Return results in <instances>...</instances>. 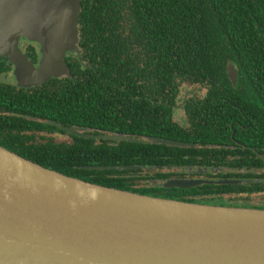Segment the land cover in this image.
I'll return each instance as SVG.
<instances>
[{"label": "trees", "instance_id": "1", "mask_svg": "<svg viewBox=\"0 0 264 264\" xmlns=\"http://www.w3.org/2000/svg\"><path fill=\"white\" fill-rule=\"evenodd\" d=\"M90 15L92 25H96L92 30L93 37L81 41L87 46L82 57L78 40L77 55H74L77 56L75 70L66 63L69 75L62 77L85 72H93L95 76L102 72L97 63L111 66L120 63L115 74L111 71L107 73L110 76L108 81H117L120 86L116 89L120 92V112L128 113L131 107L127 104V90L132 89L131 76L133 72L138 73L137 68L142 67L145 61L152 62L156 64L152 65V75L155 76L156 67V75L163 73L167 79L168 104L164 111L162 108L157 109L163 111L164 118L170 119L176 92H179L178 86L184 81L208 92L207 100L199 103L219 107L213 109L212 113L220 116L205 117L204 124L202 121H192L189 130L172 125L176 129L169 126L162 130L151 129V133H148L150 136L145 139L122 141L115 146L90 141L84 145L77 140L74 146L46 144L32 146L26 152L15 150V153L44 167L86 181L168 198L170 196L154 193L157 187L152 184V180L163 175L153 173L158 166L165 169L189 162L225 167L230 171L225 172L224 177L247 181L238 184H201L191 189L201 195V200H181L205 203L218 199L219 202H213L225 206H246L244 195L250 193V197H257L264 189L257 172L264 168V161L255 157L250 147L264 153V0H92L85 7L83 4L81 7L80 1L77 23L83 24L85 17ZM135 45L148 53L142 60L131 63L128 53ZM228 63H232L237 72L234 85L226 76ZM75 79L79 82L80 77ZM94 79L99 81L97 77ZM73 86L55 81L49 86L52 93L39 98L33 95L31 101L46 112L44 117L56 120L57 114L62 117V121L88 123L90 119L86 117L87 113L95 117L99 112L97 102L92 101L90 106L82 96L75 99L73 95L69 97L66 90ZM182 86L188 87L186 83ZM93 88H97L96 85ZM233 92H248L245 94L247 105L261 107L260 114L251 109L256 117L251 120L253 123L249 127L248 122L242 121L240 117H229L230 113L238 114L239 111L234 109L233 104H244L243 98ZM93 97L96 99V96ZM102 107L111 109L107 105ZM236 120L247 129L237 124ZM118 126L120 130H127L123 119L118 122ZM151 136L182 140L193 146L151 143L148 140ZM232 138L240 143L239 147L232 148ZM84 153L87 157L79 158ZM184 154H189L190 161L181 158ZM208 154L209 159L194 157ZM138 173H141V177ZM137 177L141 179L140 184L133 180Z\"/></svg>", "mask_w": 264, "mask_h": 264}, {"label": "water", "instance_id": "2", "mask_svg": "<svg viewBox=\"0 0 264 264\" xmlns=\"http://www.w3.org/2000/svg\"><path fill=\"white\" fill-rule=\"evenodd\" d=\"M80 1L0 0V55L14 65L21 83L69 75L65 55L78 50ZM20 36L39 44L38 67L18 47ZM226 72L234 85L232 63ZM148 140L193 146L169 138ZM198 183L175 180L166 185L189 188ZM0 264H264V208L104 186L0 145Z\"/></svg>", "mask_w": 264, "mask_h": 264}, {"label": "flooded vegetation", "instance_id": "3", "mask_svg": "<svg viewBox=\"0 0 264 264\" xmlns=\"http://www.w3.org/2000/svg\"><path fill=\"white\" fill-rule=\"evenodd\" d=\"M90 1L92 0H81V7L82 4L83 7H85ZM90 17L91 15L85 17L83 24L82 22L77 23L78 48L81 57L82 52L84 53L87 47H85L81 41L89 37L92 39V30L96 26L92 25ZM98 28L101 29L103 27ZM18 47L30 57L35 66H39L41 53L40 46L37 42L20 36L18 39ZM146 53H148L147 50L141 47L138 48V46L135 45L130 48L128 54L131 57L130 60L132 63L133 61L142 60ZM75 54L77 55V52L72 51L67 52L65 55L66 63L73 66V70H75L74 63L76 64L77 62V56H74ZM112 57H114V55H112ZM148 58L149 57L146 59ZM97 64V67L102 69V72H98L95 76L92 71V73H88L84 70L85 73L82 72L84 74L78 75L77 73H71L70 77L52 76L42 83L24 85L14 73V65L8 58L0 55V145L7 147L13 152H15V150L26 152L31 149L32 146L46 144L69 147L74 146L77 140H80L81 144L84 145L88 144L90 141L94 144L105 142L115 146L118 142L128 141V138L145 139V137L150 136L148 133H151V129L156 128L162 130L168 126H179L189 130L191 129L192 121H202V124H204L205 117L220 116L216 113H212L213 109H219V107L211 105L206 106L204 103H199L201 100H207L206 95L208 92H204L202 88H195V85L184 81L178 86L179 92H176L175 104L172 107L170 119L164 118L162 116L163 111L168 104L166 75L163 73H158L156 75V67L154 68L155 76L152 75V65L156 64L152 62L146 63V61L142 67L137 68L139 70L138 73L136 74L133 72L131 76L133 81L132 89L127 90L129 97L127 104L131 107V111L128 113H121L118 94L120 92L116 90L120 88V86L117 85L116 80L108 81L110 76L107 74L109 71L115 74V72L119 70L120 63H115L112 66L109 64L104 65L101 62ZM78 76L80 77L79 82L75 79ZM226 76L228 75L226 74ZM94 77H97L99 81L95 80ZM55 81L65 82L67 86H69V84L74 85L66 90V92H69V97L73 95L75 99V97L82 96V99L86 100V103L90 106L92 105V101L97 102L99 112L96 113L95 117L91 115V113H87L86 115V117L90 119V122L84 124L83 122L73 123L70 121H62V117L57 114L54 118L56 120L44 117L46 112L40 109L39 106L31 100L33 99V95L39 98L44 97L46 93H52L53 91L49 86H52ZM184 83H186L188 87H183L182 85ZM94 85H96L97 88H93ZM225 93L228 94L230 92ZM233 93L240 95L243 98L244 104L242 106L233 104L234 109H238L239 111L238 114L230 113L229 117H240L242 121L248 122V127L251 126L253 123L251 120L256 117V114H252L254 113L252 110L258 111L260 114L262 113L261 107L247 105L246 95L248 92ZM93 96H96V99ZM54 100L57 101V98L54 97ZM215 100L216 99H213L212 101ZM31 103H33V105ZM190 103L193 105L189 106L188 104ZM122 104L121 102V105ZM102 105H107L111 109L105 110ZM158 108H162L163 111L157 110ZM121 119L126 122V131L119 129L118 122ZM236 123L240 124L242 128L247 129L240 121L236 120ZM172 128L176 129L175 127ZM246 134H249V132H246ZM115 135H123L127 139L117 140L114 138ZM230 136L232 137V132ZM232 141V148L240 146V143L234 138H232ZM241 146L245 148L242 144ZM250 149L255 157L264 161V153L254 151V148L251 147ZM261 150H263V148H261ZM86 157L87 154L84 153V155H80L79 158L85 159ZM194 157L199 160L209 159V154L207 156L194 155ZM181 158L189 161L191 159L189 154H184ZM229 171L230 169L225 167L216 168L206 164L200 165L198 163L189 162L167 166L165 169L158 166L153 173L163 175L162 177L158 176L152 180V184L156 185L155 188L157 187L154 193L170 196L169 198L175 197L174 199L180 200H201L200 194L191 191L192 187L201 184H217L218 181H221L219 183L223 184H238L239 182L247 181L245 179L224 177V173ZM257 172L260 174L259 182L262 187H264V168ZM138 175L141 177V173H138ZM133 180L137 184L141 182L139 177ZM175 180H198L200 184L198 183L189 188L166 185ZM225 180L229 182H222ZM260 192L261 193L258 194L257 197H250V193L246 192L248 195L243 196L245 198L246 207L264 208V189ZM213 201L219 202L218 199H212V202L200 203L220 205Z\"/></svg>", "mask_w": 264, "mask_h": 264}, {"label": "rangeland", "instance_id": "4", "mask_svg": "<svg viewBox=\"0 0 264 264\" xmlns=\"http://www.w3.org/2000/svg\"><path fill=\"white\" fill-rule=\"evenodd\" d=\"M10 61V60H9Z\"/></svg>", "mask_w": 264, "mask_h": 264}]
</instances>
